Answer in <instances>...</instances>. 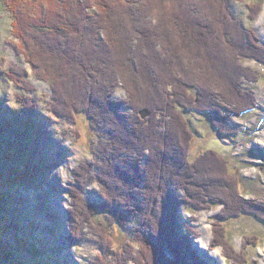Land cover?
<instances>
[{"label": "trees", "instance_id": "1", "mask_svg": "<svg viewBox=\"0 0 264 264\" xmlns=\"http://www.w3.org/2000/svg\"><path fill=\"white\" fill-rule=\"evenodd\" d=\"M233 1L0 0L13 17L12 30L21 40L25 59L54 93L50 95V111L73 122H77L78 112L88 116L93 160H78L73 182L79 188L70 187L68 194L73 205L70 221L76 222L72 226L74 240L87 239V231L79 234L83 227L88 230L91 226L98 234L101 253L93 264L109 263L103 258L112 244L116 252L111 258L116 260L113 264H126L133 252L137 264H211L198 256L194 263L192 256H187L183 241L191 242L190 234L181 235V239L178 232L185 226L192 234L196 231L186 222L184 225L177 213L178 204L208 209L220 203L224 210L213 220L212 245H222L227 260L250 264L246 249L249 244L258 245L260 235H245L240 250L244 252H236L224 220L241 213L264 220L254 209L262 210L264 199L244 198L237 193L234 186L241 189L242 180L219 151L207 147L194 151L198 133L181 109L206 113L210 127L234 136L242 129L230 124L232 118H243L257 106L254 89L242 85L256 71L249 69L242 74L243 66L234 62L235 54L231 55L235 51L237 57L244 58L257 52L259 38L234 12ZM252 2L246 3L249 14L257 13L262 4ZM246 38L249 44H245ZM227 44L233 47L227 56L230 67L241 74L230 76L225 88L220 83H210L199 71L215 75L219 71L222 75ZM11 76L16 83L29 84L24 75ZM159 77L162 95L155 91L153 81ZM122 86L127 98L118 100L113 95ZM124 106L132 108V112ZM145 109L148 114L143 117ZM4 132L0 128V136ZM176 141L178 146H174ZM171 145L174 159L161 150ZM213 164L232 180L228 192L221 187L224 191L218 196L213 194ZM191 169L199 172L200 180L195 179ZM94 179L103 186V200L90 203L82 188ZM180 190L185 193L183 198ZM2 198L0 194V208ZM105 214L109 218H104ZM133 221L136 223L132 229L138 232L134 231L128 240L118 236L117 241L115 228L125 230ZM25 240L19 241L22 247ZM129 242L134 248L128 251L124 246ZM135 246L139 248L135 250ZM7 248L0 243V264L6 260ZM166 250L172 256H167Z\"/></svg>", "mask_w": 264, "mask_h": 264}, {"label": "rangeland", "instance_id": "2", "mask_svg": "<svg viewBox=\"0 0 264 264\" xmlns=\"http://www.w3.org/2000/svg\"><path fill=\"white\" fill-rule=\"evenodd\" d=\"M252 1L234 0L231 7L236 14L243 17L247 26L254 29L255 35L259 38L258 45L256 44L257 52L244 58L237 57V53L232 50L233 47L227 44L228 55L224 54L225 68L222 75H219V71L216 73L218 76L211 72L203 74L199 71V75L211 80L210 83L216 86L220 83V86L224 85L225 88L230 76L236 78L249 69L256 71L251 80L242 85L246 89H254L257 107L246 113L243 119L234 116L230 122L233 126L240 127L241 133L234 136L220 134L217 129L210 127L206 113L185 107L181 109L190 120L194 131L198 133L196 136L199 140H196L192 147L194 151L198 152L206 147L219 151L229 160L231 171L242 180L241 189L234 186L237 193L244 198L264 199V0H258L262 4L258 12L253 11L257 13L249 14L246 3L252 4ZM200 13L196 11V14ZM12 19L9 9L0 2V128L5 131L0 136V194L3 197L0 208V243L2 248L8 245L4 264H93L98 260L97 254L101 253L96 241L98 234H94V229L86 224L88 230L83 227L79 234L87 231V239L74 240L75 232L72 231V226H76V222L70 221V208H73V205L68 194L70 187L76 186L73 182L75 181L73 171L80 165L78 160H93L90 150L92 137L90 122L82 111L78 112L77 122L50 111L49 102L52 100L50 95L54 93L49 83L36 76L32 63L25 59L21 40L12 30ZM245 44H249L247 38ZM232 51L234 53L231 57L235 54L234 62L240 67L243 66L241 73H238L235 67H230L228 52ZM220 65L223 66V63ZM13 74L24 75L29 84L16 83L15 78L11 76ZM259 77L260 80L257 81ZM153 81L155 91L162 95V79L153 78ZM164 83L167 84L168 81L165 80ZM54 86L57 87L56 84ZM151 92L156 93L153 90ZM114 93L113 96L118 100L127 97L123 86ZM124 109L132 112L130 107L126 109L124 106ZM76 131L79 132V136ZM175 145L178 146V141ZM162 149L172 159L176 158L172 145L168 149L163 147ZM148 154L149 152H146V155ZM177 157L179 159V156ZM217 166L213 164L210 169L213 194L216 196L224 191L221 187L227 193L232 183L230 178L226 179L225 175L217 170ZM191 173L196 174V180H200L198 171L191 169ZM99 183L94 179L82 188L83 196L90 203L103 200L101 196L103 186ZM199 184L203 186L202 183ZM179 193L181 198L185 196L182 190ZM186 205L178 204L177 213L184 225L186 222L197 234L190 233L185 226V229L181 227V230H178V235L190 234L191 242L186 239L183 242L188 248L187 256L193 258L191 261L195 263L198 256L210 260L211 264H242V261L233 258L227 260L222 245H212L213 220L218 212L224 210L223 204H213L208 209H191L190 204ZM254 209L264 216V208ZM104 218L109 216L105 214ZM135 223L136 221H133L122 231L116 227L115 239L124 235L123 237H126L124 240H128L135 231L132 229ZM224 223L236 252L243 250L241 245L245 235H260L258 245H248L246 257L250 258V264H264V220L254 214L241 213L224 220ZM26 238L27 241L25 240L22 247L19 241ZM129 243L124 246L128 251L134 248L131 242ZM113 247L115 244H112L110 252L105 255L106 258H103L109 261L108 264L116 262L115 259L114 261L111 259L116 255ZM138 248L139 246H135V250ZM125 254L127 255V252ZM125 254L123 257L127 258ZM135 255L136 252L131 254L132 259L129 255L126 264H137ZM166 255L172 256L169 250H166ZM165 259L167 258L164 257ZM147 262L149 264V261Z\"/></svg>", "mask_w": 264, "mask_h": 264}, {"label": "bare ground", "instance_id": "3", "mask_svg": "<svg viewBox=\"0 0 264 264\" xmlns=\"http://www.w3.org/2000/svg\"><path fill=\"white\" fill-rule=\"evenodd\" d=\"M107 92V91H106ZM97 95V94H96ZM127 96V95H126ZM88 98V97H87ZM127 98V97H126ZM257 107V106H256ZM62 174V173H61ZM65 174H67V172H65ZM100 184V183H99Z\"/></svg>", "mask_w": 264, "mask_h": 264}]
</instances>
